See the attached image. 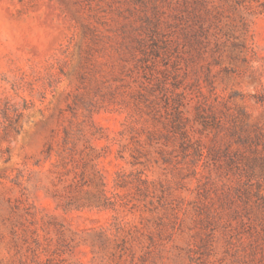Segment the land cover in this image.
I'll list each match as a JSON object with an SVG mask.
<instances>
[{
	"label": "rangeland",
	"instance_id": "1",
	"mask_svg": "<svg viewBox=\"0 0 264 264\" xmlns=\"http://www.w3.org/2000/svg\"><path fill=\"white\" fill-rule=\"evenodd\" d=\"M0 264H264V0H0Z\"/></svg>",
	"mask_w": 264,
	"mask_h": 264
}]
</instances>
